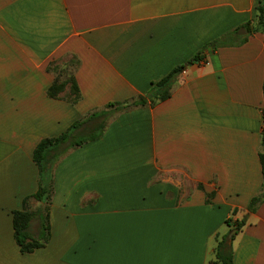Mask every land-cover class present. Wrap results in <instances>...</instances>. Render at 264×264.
<instances>
[{"label":"crops","instance_id":"crops-1","mask_svg":"<svg viewBox=\"0 0 264 264\" xmlns=\"http://www.w3.org/2000/svg\"><path fill=\"white\" fill-rule=\"evenodd\" d=\"M256 4L0 0V264H209L225 220L240 218L232 264H264V201L247 210L263 182V35L207 46L253 21ZM69 59L74 102L48 95L58 62L66 69ZM182 64L167 99L116 111L99 137L58 159L49 239L20 252L12 213L26 197L40 205L31 197L36 144L143 95Z\"/></svg>","mask_w":264,"mask_h":264},{"label":"trees","instance_id":"trees-1","mask_svg":"<svg viewBox=\"0 0 264 264\" xmlns=\"http://www.w3.org/2000/svg\"><path fill=\"white\" fill-rule=\"evenodd\" d=\"M255 9L256 15L253 21H247L239 25L230 32L210 42L207 46L215 49L219 46L228 44H241L253 32H261L264 41V0H257ZM200 59H202L201 52L191 57L186 64L199 61ZM184 67V64L175 66L165 76L152 83L150 88L143 95H139L131 101L109 102L105 105L104 109L90 113L86 119L75 121L62 133L56 136L42 138L36 144L32 152V160L38 170V188L31 197L39 201L40 205L36 209L30 210L27 206L28 197H26L23 201L22 209L13 211L12 213L14 238L18 244L20 252L30 253L36 248L44 246L49 239V203L52 194L53 169L58 159L69 149L99 137L104 130L108 118L116 111L132 105H154L167 99L171 95V88L176 77L181 71H183ZM63 84L64 82L59 81L58 77H56L48 88V95L51 97H57L58 91L62 88ZM71 86L74 89L75 96L70 100L74 102L79 97V89L73 74L71 75ZM91 121H93L94 124L88 131L84 134L77 132L84 123ZM260 143L261 149L259 152V161L263 182L259 193L251 198L247 207L248 212H254L264 201V124L262 127ZM34 218L37 219L38 223L35 234H33L30 229L31 221ZM245 223V218L225 220V224L228 227L227 232L232 229L238 232ZM227 232L216 237L214 258L209 261V264H232L233 251L231 243L226 241Z\"/></svg>","mask_w":264,"mask_h":264},{"label":"rangeland","instance_id":"rangeland-1","mask_svg":"<svg viewBox=\"0 0 264 264\" xmlns=\"http://www.w3.org/2000/svg\"><path fill=\"white\" fill-rule=\"evenodd\" d=\"M74 59H69L67 61L68 67L63 68V64L65 61L58 62V79L59 81L64 82L62 88L58 91L59 94H63L68 99H71L75 96L74 89L71 86V75L73 74V64ZM30 210H34L32 206L28 207Z\"/></svg>","mask_w":264,"mask_h":264},{"label":"water","instance_id":"water-1","mask_svg":"<svg viewBox=\"0 0 264 264\" xmlns=\"http://www.w3.org/2000/svg\"><path fill=\"white\" fill-rule=\"evenodd\" d=\"M236 231L235 230H230L227 234L226 241L229 243L231 241L232 236L234 235Z\"/></svg>","mask_w":264,"mask_h":264}]
</instances>
